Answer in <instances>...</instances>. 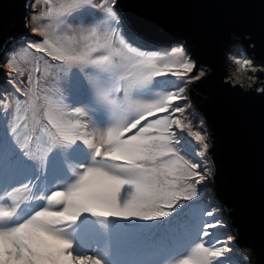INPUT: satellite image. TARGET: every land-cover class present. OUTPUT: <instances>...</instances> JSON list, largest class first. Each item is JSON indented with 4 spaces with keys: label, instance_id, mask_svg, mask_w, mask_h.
Instances as JSON below:
<instances>
[{
    "label": "rangeland",
    "instance_id": "obj_1",
    "mask_svg": "<svg viewBox=\"0 0 264 264\" xmlns=\"http://www.w3.org/2000/svg\"><path fill=\"white\" fill-rule=\"evenodd\" d=\"M116 1L35 0L32 36L12 43L3 57L0 209L7 210L0 211V264H122L138 252L135 238L154 260L129 264H243L234 261L237 251L231 253L236 240L228 243L235 237L215 239L225 214L204 194L212 174L208 132L188 93L203 71L194 74L195 61L183 45L158 49L132 33ZM259 64L238 46L229 56L230 77L244 86L259 84ZM57 134L63 147L54 160L60 163L43 172L51 166ZM92 179L100 184H86ZM67 188L65 210L88 197L85 204L104 215L110 205L90 200L98 194L124 206L107 211L120 215L105 224L116 230L98 233L86 224L85 234L73 230L81 240L69 243L68 233L48 224L59 216H45L46 204L27 205L31 216H42L21 221L18 200L35 189L36 199L48 194L56 202L54 194ZM5 195L17 203L15 211L4 202L10 199H1ZM60 217L73 220L67 231L79 223L77 216ZM75 246L81 249L73 252Z\"/></svg>",
    "mask_w": 264,
    "mask_h": 264
},
{
    "label": "water",
    "instance_id": "obj_2",
    "mask_svg": "<svg viewBox=\"0 0 264 264\" xmlns=\"http://www.w3.org/2000/svg\"><path fill=\"white\" fill-rule=\"evenodd\" d=\"M35 0H0V82L10 45L31 36ZM126 25L150 44H181L195 61L189 100L201 114L219 201L246 264H264V72L244 86L229 76L238 46L264 66V0H117Z\"/></svg>",
    "mask_w": 264,
    "mask_h": 264
},
{
    "label": "trees",
    "instance_id": "obj_3",
    "mask_svg": "<svg viewBox=\"0 0 264 264\" xmlns=\"http://www.w3.org/2000/svg\"><path fill=\"white\" fill-rule=\"evenodd\" d=\"M125 24H126V22H125ZM129 30L132 32V30L130 28H129ZM239 47H241V46H239ZM3 62H4V60H3ZM229 76H230V74H229ZM6 83L8 85H10V86L13 85L10 81H6ZM3 89L4 88L2 86H0L1 93H3L2 92ZM7 96L10 97V94L7 95ZM33 138H34V136H30L29 137V142H32ZM36 143H37V141L36 142L33 141V143H32L33 147H35V148H36ZM60 144H61L60 143V136H59V134H57L56 135V139L54 141V146H53V149H52V152H51L52 154H55V155H53V159H51V161H50L51 166L48 168V170H43L42 169L43 172L44 171L50 172L51 169H53V167H52L53 165L60 163L59 160H54L56 158V156H57L56 153L61 149V147H63V145H60ZM35 154H36V149H35ZM34 158H35L36 161H40L42 159V155L41 154L40 155H36V156H34ZM62 168H64V167H62ZM83 168H85V165H82V169ZM59 169H61V168H59ZM0 173H2L1 170H0ZM80 177H82V176H80ZM33 179L34 178L32 177L30 179L29 183H31L33 181ZM1 180H3V182H2V185H3L4 182H5V178H1ZM81 180H82V178L77 180L78 181L77 185L81 183ZM86 184L91 185V184H100V183L96 179H92V180L86 181ZM209 184L210 183L204 185V188H205L204 189V194H205V196L206 195L210 196V202H212V203L216 202L218 205H221L219 203V201L217 199H215V197L212 195V191H213L212 185L209 186ZM70 189L71 188H67L66 190H62V191L54 194V198L55 197H60L57 200L58 202L57 201L56 202H52L50 200V195H48V194H46L41 199H36L35 198L36 194H34L35 193V189H34L33 193H31V197L27 196V198L23 197L21 200H18V203L21 204V206L19 207L21 209V211L18 213L19 214V218L21 219V221H24L25 223H29V224L33 223V222H37L38 219L42 216V214L41 213H36L33 216H31V213H27V209L29 208V207H27V205H32V204L43 205V204H46L47 207H49V209L46 211L45 216H48V218L50 216H59V217H56V219L54 218V220H50V221H48V218H47L46 223L48 221V224H52L53 228L56 231H58L59 233H61V234H63V233L65 234V232L68 233L69 243H77V242H79L81 240V239L75 237V235H73V230L76 229V228H79L81 230V232H83L85 234V230L88 227V226L85 227L86 224H93L96 227H99L100 229H99L98 233H100L102 228L106 232H108L109 228L115 229V228L111 227L110 225L109 226H105V224L113 223V221L117 220L115 218V215H119V214H110L107 211L109 209H112V211H123V209L125 208L124 206H122V205H119V206L111 205L110 203H112V201H109V202L105 203L101 199L102 197H99L101 194H98V196L97 195H92L90 197V200H94V201L97 200V202H99V203L106 204L107 206L110 205L108 210H106V213L108 215L106 213H104V212H102L104 215H102L100 212H95L94 209L91 206H89L90 204H85V203H87L88 197L86 198V200H83L84 202L82 204H84V205H83L82 209H81L82 204H80L77 199H76V202L79 203L77 209H66V210L62 209L63 204H64V199H65V197L67 195H69L67 192L70 191ZM208 189H209V193L207 194L206 192L208 191ZM6 198L10 199L11 203L8 200H4ZM1 199L4 200V202H7L9 206L11 204V207L9 209V210H11V212L15 211V209L18 208L17 207V203L13 202L11 197L9 198L8 196L5 195V196L1 197ZM197 203H201V201L198 200ZM1 210H2V212H4L7 209L5 207H2L0 209V211ZM95 213H99V214L96 215ZM223 213H224V211L222 212V214ZM60 215H64L65 217H69V218L77 216V221H79V223L76 224V222H74L72 227L69 228V231H67L68 230L67 229V225H69L73 220L71 222H66L60 217ZM212 216L213 215H208L206 218H210ZM10 219L11 218L8 217V218H5L3 220L6 221V220H10ZM103 219H104V221H103ZM223 219H224L223 223L219 222L218 223V227L214 230L215 231V235H214L215 239H218L220 237L222 238V237H224V235H228L230 237H234V234H233L232 230L229 228V225H228V223H227V221L225 219V216H224ZM134 225L135 226H139L138 223H136ZM44 226L47 227V225H44ZM95 226L92 227V231H96V227ZM119 230H120V228H119ZM105 238H106V240L110 241V239L107 238V235H105ZM231 240L235 241V238H229V240H228L229 244H230ZM141 242H142L141 240H139L138 238H135L134 244L138 248V252L135 253V254H130V256H126L125 263H122V264H129L131 260H141L144 263L147 260H150V261L154 260V257H148V256H146L144 254V252L142 250ZM220 243H223V242H220ZM79 249H81V248L75 246V248H72V251L76 252V251H79ZM234 251H237V254L235 255L234 261H237V263H239L238 261H240L241 263L246 264L244 262V260H243L244 257L242 256V254H240V252H238L239 249L238 248H234V250L231 251V253H234ZM81 256H82L81 259H84L83 256H85V255H81ZM122 259H121V262H122Z\"/></svg>",
    "mask_w": 264,
    "mask_h": 264
}]
</instances>
